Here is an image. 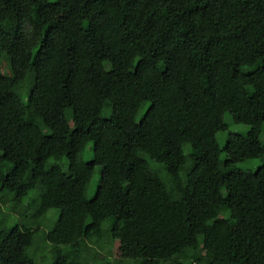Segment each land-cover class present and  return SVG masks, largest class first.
<instances>
[{"label":"trees","instance_id":"obj_1","mask_svg":"<svg viewBox=\"0 0 264 264\" xmlns=\"http://www.w3.org/2000/svg\"><path fill=\"white\" fill-rule=\"evenodd\" d=\"M263 128L264 0H0V264H264Z\"/></svg>","mask_w":264,"mask_h":264},{"label":"rangeland","instance_id":"obj_2","mask_svg":"<svg viewBox=\"0 0 264 264\" xmlns=\"http://www.w3.org/2000/svg\"><path fill=\"white\" fill-rule=\"evenodd\" d=\"M28 84H29V82H28ZM224 119L227 123V129L219 131L217 133L218 142L222 148L225 146V144L228 140L229 134H231V133H233V134H246L250 130V125L245 124V123L236 122L233 118V115L229 111H227L224 114ZM260 138H261L262 142H264V128L261 132ZM93 146H94L93 142L88 141V143L86 144V146L82 152V158L84 161L89 162V161L93 160ZM187 149H188V146H187ZM223 157H225V154H223ZM61 161L65 163L64 158ZM263 163H264V161L261 158H252V159L239 161V162L235 163L234 166L237 168H240V169L256 170ZM100 181H101V166L96 165L93 177H92V179H91V181L87 187V196L89 198H92L95 195L96 190L100 184ZM38 195H39V191L33 190L30 192V195L26 199V201H25L26 207L25 208L28 209L29 212L32 211V209L34 207L32 202ZM2 205L5 206L4 204H2ZM59 215H60L59 209H52L47 213V216L45 218H32L31 217L28 219L26 224H25L24 220L22 221V218L19 215H17V217H14L13 219H11V222L9 224H15L17 222L23 223V224H25V227H24L25 230H30V229H34L38 226H42L48 232L49 230H51L56 225L58 218H59ZM224 215H225V213L223 211L220 213L219 217H223ZM68 249H69V247H67V246L64 247V251H67ZM198 252H199L200 256L203 257L207 261L211 258L209 256V254H207V250L204 248L202 243L199 244ZM32 254H33V257H34L36 264H51L54 261V256H53V253L51 251V246L49 245V242L45 238H42L38 247L32 248ZM120 254H121L120 242H119V240H117L114 243L113 256L119 257Z\"/></svg>","mask_w":264,"mask_h":264}]
</instances>
